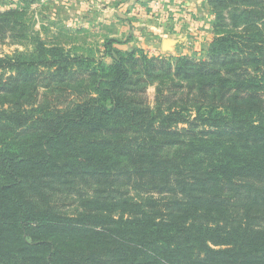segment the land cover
Instances as JSON below:
<instances>
[{"label":"trees","instance_id":"trees-1","mask_svg":"<svg viewBox=\"0 0 264 264\" xmlns=\"http://www.w3.org/2000/svg\"><path fill=\"white\" fill-rule=\"evenodd\" d=\"M210 5L205 58L0 56V264H264V0Z\"/></svg>","mask_w":264,"mask_h":264},{"label":"rangeland","instance_id":"rangeland-1","mask_svg":"<svg viewBox=\"0 0 264 264\" xmlns=\"http://www.w3.org/2000/svg\"><path fill=\"white\" fill-rule=\"evenodd\" d=\"M128 1L130 0H0V14L8 10L19 11L10 17V23L7 22L5 29L0 31V56L33 51L38 40L44 41L47 46H60L65 52L94 58L104 63H111L113 58L106 46L109 40H114L112 46L115 48V56H118L117 49L123 52L143 50L150 57L168 56L174 60L183 56L165 55L160 53L161 50L156 53L149 48L130 47L134 36L131 33L128 35L124 28L126 25L133 27L137 23L133 24L127 19L132 16L126 14L125 5ZM147 1L150 14L159 18L160 11H163L161 8H164L168 0ZM173 2L180 4L182 18L192 21V24H189V32L196 38L199 52L190 55L205 58L215 34V15L210 0ZM161 27V36L171 31V24L167 21H164ZM180 27H183V24L178 22L174 26L176 29ZM169 49L170 43L166 47V50ZM147 96L153 103L155 85L149 86Z\"/></svg>","mask_w":264,"mask_h":264},{"label":"crops","instance_id":"crops-1","mask_svg":"<svg viewBox=\"0 0 264 264\" xmlns=\"http://www.w3.org/2000/svg\"><path fill=\"white\" fill-rule=\"evenodd\" d=\"M125 6L126 14L132 15L127 18L129 22L131 21L133 24L137 23L133 27L126 25L128 28H124L128 35L131 33L134 36L130 47L149 48L153 49L156 53L159 52L158 50H161L160 53L165 55H192L199 52L198 44L195 42L196 38L189 32V27H191L189 24H192L190 23L192 21L182 18L180 4L174 3L173 0H168L164 4V8H161L163 11H160L159 18H155L152 13L150 14L149 1L147 0H130ZM164 21L171 24V31L169 34L161 36L160 34L163 30L161 26L164 24ZM177 22L182 23L183 27L179 29L174 28ZM141 33L142 35H140ZM168 43H170V49L166 50Z\"/></svg>","mask_w":264,"mask_h":264}]
</instances>
